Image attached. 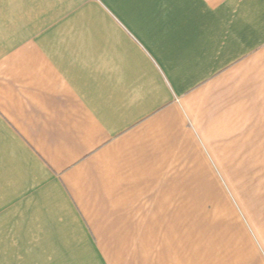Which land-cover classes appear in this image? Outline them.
Here are the masks:
<instances>
[{"label":"crops","instance_id":"obj_1","mask_svg":"<svg viewBox=\"0 0 264 264\" xmlns=\"http://www.w3.org/2000/svg\"><path fill=\"white\" fill-rule=\"evenodd\" d=\"M259 148L264 0H0V264H264Z\"/></svg>","mask_w":264,"mask_h":264},{"label":"rangeland","instance_id":"obj_2","mask_svg":"<svg viewBox=\"0 0 264 264\" xmlns=\"http://www.w3.org/2000/svg\"><path fill=\"white\" fill-rule=\"evenodd\" d=\"M264 150V148H259ZM257 149V150H259ZM250 163V164H249ZM246 166H251V169L245 171V182L244 187L234 188L238 195H240V201L247 210L257 211L259 206L264 209V154L254 153L251 155H246ZM256 196L260 197V202H254ZM261 209V208H260ZM261 220L264 222V218H259L254 220L256 224Z\"/></svg>","mask_w":264,"mask_h":264}]
</instances>
